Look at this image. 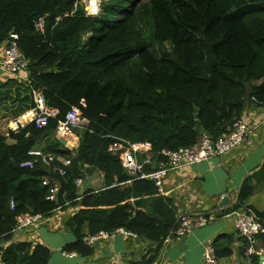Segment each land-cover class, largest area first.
<instances>
[{"label":"trees","instance_id":"1","mask_svg":"<svg viewBox=\"0 0 264 264\" xmlns=\"http://www.w3.org/2000/svg\"><path fill=\"white\" fill-rule=\"evenodd\" d=\"M40 17L42 31L35 26ZM11 33L30 59L32 86L58 113L43 128L30 123L14 132L10 121L34 108V95L15 77L0 85V238L13 237L20 214L47 217L80 206L67 222L77 240L66 250L93 252L85 223L89 233L125 227L153 243L135 264H156L177 223L174 201L152 180L129 174L109 147L125 138L151 141L156 151L177 149L203 131L216 139L241 119L247 99L264 103V0H101L98 13H88L82 0H0V44ZM73 106L88 124L70 149L44 134ZM34 150L56 160L46 164ZM94 171L104 173L103 187L81 192L75 179ZM258 174L264 176V164ZM254 191L248 177L232 208L248 206ZM31 248L14 241L3 258L49 264L46 245ZM232 252L231 241L216 245L218 257Z\"/></svg>","mask_w":264,"mask_h":264},{"label":"crops","instance_id":"2","mask_svg":"<svg viewBox=\"0 0 264 264\" xmlns=\"http://www.w3.org/2000/svg\"><path fill=\"white\" fill-rule=\"evenodd\" d=\"M4 45L0 44V60ZM8 78L0 67V85ZM241 119L255 128L237 148L224 156L171 171L165 179V194L174 201L176 217L182 212L196 215L215 213L216 219L194 229L186 237L164 243L156 264H206L204 252L208 239L215 240L216 245L229 241L232 243V255L218 257L217 264H256L255 260L245 255L246 241L237 234L231 217L225 214L217 216L218 212L227 208L219 206L226 197L230 200V210L233 209L248 177H253L256 191L247 204L258 213H264V176L258 174L264 164V106L252 98L247 99ZM65 145L70 149L77 148L79 136L76 134ZM86 177L88 181L85 189L98 190L103 187L104 177L100 171H94ZM132 202H136V199ZM78 208L80 206L58 209L36 225L4 241L10 242L9 246L14 241L30 242L32 251L39 243L46 245L51 250L49 264H135L152 248V241L145 237L116 233L109 240L92 247L90 255L66 250L67 244L77 240L76 234L67 227V222ZM83 233H89L88 223L84 224ZM65 251L71 255H66Z\"/></svg>","mask_w":264,"mask_h":264},{"label":"built area","instance_id":"3","mask_svg":"<svg viewBox=\"0 0 264 264\" xmlns=\"http://www.w3.org/2000/svg\"><path fill=\"white\" fill-rule=\"evenodd\" d=\"M96 13V12H94ZM45 25V17H40L36 23V29L42 31ZM30 59L20 48L17 35L10 34L5 42L3 56L0 60V67L8 77H15L20 82L31 87L34 95L35 106L26 113L12 119L9 123L14 132L20 131L30 123H34L38 128L48 125L49 119L58 113V110L49 105L42 90L32 86V78L29 73ZM252 99L259 105L264 103L258 101L255 97ZM85 105V101L82 102ZM88 124V120L83 116L80 106H73L65 115V118L59 121L55 134L66 141L76 137L77 130ZM255 126L247 123L243 119L237 120L232 127L223 131L216 139H213L208 133L201 132L196 143L190 146H181L177 149L163 148L155 150L151 141H131L125 138H116L110 145L109 151L118 155L124 168L133 176L147 178L152 180L158 187L160 194L166 193L165 179L171 171L192 166L199 162L209 160L213 157L224 156L242 144ZM32 154L42 156L43 162L51 164L56 158L52 154L44 153L39 150L31 151ZM158 156L161 158L158 159ZM65 165H70L71 160L60 158ZM33 165V163H28ZM85 167L89 164L85 163ZM59 169L62 175L66 174L64 168ZM104 177V173L100 172ZM86 175H80L75 179L76 186L82 192L87 182ZM49 179L44 180V184H49ZM58 191L57 184L51 187V194L48 196L54 199ZM166 195V194H165ZM12 207L14 203L12 202ZM232 224L237 234L246 241L245 255L250 258L259 257L258 264H264V213L260 214L250 206L241 205L230 210L229 214ZM44 216L42 214L23 213L17 217V224L13 228V235L18 232L29 229L40 222ZM216 219V214L196 215L187 212L178 214L175 228L167 236L164 243L171 242L173 239H181L192 233L196 228L207 225ZM116 233L137 237L135 232L125 228L118 227L113 231L100 230L96 233H88L84 236V241L91 247L99 242L109 240ZM0 238V264H10L3 258L4 249L9 246L8 241L1 243ZM66 255H71L65 251ZM204 259L206 264H217L218 256L216 254V243L213 239L205 242Z\"/></svg>","mask_w":264,"mask_h":264},{"label":"water","instance_id":"4","mask_svg":"<svg viewBox=\"0 0 264 264\" xmlns=\"http://www.w3.org/2000/svg\"><path fill=\"white\" fill-rule=\"evenodd\" d=\"M196 115V117L198 118V114L196 113L195 114ZM50 134H55V130L54 129H52V130H50V131H48V132H46L45 134H44V137L45 136H48V135H50ZM60 140H61V142L63 143V144H66V140L64 139V138H60ZM229 198H224L220 203H219V206L222 208V209H224L225 207H227V208H225L224 210H222V211H220V212H218L217 213V216H222L223 214H225V215H228L229 214V212H230V207L231 206H229L230 204H229Z\"/></svg>","mask_w":264,"mask_h":264},{"label":"rangeland","instance_id":"5","mask_svg":"<svg viewBox=\"0 0 264 264\" xmlns=\"http://www.w3.org/2000/svg\"><path fill=\"white\" fill-rule=\"evenodd\" d=\"M82 2L84 3L85 9L88 11V13H94V12L98 13L100 11L101 0H96V1L95 0H92V1L91 0H82ZM90 3H91V5H90ZM91 6H93V7L91 8ZM77 135H78V133H77Z\"/></svg>","mask_w":264,"mask_h":264},{"label":"bare ground","instance_id":"6","mask_svg":"<svg viewBox=\"0 0 264 264\" xmlns=\"http://www.w3.org/2000/svg\"><path fill=\"white\" fill-rule=\"evenodd\" d=\"M92 1V0H91ZM96 1V0H95ZM93 3V2H92ZM90 5H91V3H90ZM93 6H91V8H92Z\"/></svg>","mask_w":264,"mask_h":264}]
</instances>
